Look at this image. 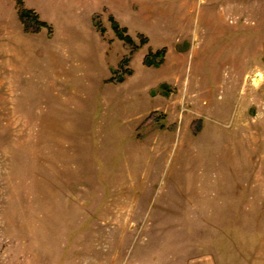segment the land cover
Returning <instances> with one entry per match:
<instances>
[{
    "label": "rangeland",
    "instance_id": "rangeland-1",
    "mask_svg": "<svg viewBox=\"0 0 264 264\" xmlns=\"http://www.w3.org/2000/svg\"><path fill=\"white\" fill-rule=\"evenodd\" d=\"M64 1L0 0V264H264V0Z\"/></svg>",
    "mask_w": 264,
    "mask_h": 264
},
{
    "label": "crops",
    "instance_id": "crops-1",
    "mask_svg": "<svg viewBox=\"0 0 264 264\" xmlns=\"http://www.w3.org/2000/svg\"><path fill=\"white\" fill-rule=\"evenodd\" d=\"M109 0H74L73 2L64 1L66 5L67 15L71 14L74 16L72 18H67L69 21L85 22L93 19L97 13L103 11L106 7H110ZM123 4V3H122ZM120 9L133 12L130 10V5H122Z\"/></svg>",
    "mask_w": 264,
    "mask_h": 264
},
{
    "label": "trees",
    "instance_id": "trees-1",
    "mask_svg": "<svg viewBox=\"0 0 264 264\" xmlns=\"http://www.w3.org/2000/svg\"><path fill=\"white\" fill-rule=\"evenodd\" d=\"M22 16L23 17H32L33 14H32V11H29V10H25V11H22ZM46 23H42L40 24V26H45ZM114 28L116 30H119V34L121 36H125L126 35V29L125 28H120L119 24L114 20ZM131 40V39H129ZM146 42V40L143 42V44ZM164 57H165V51H158L156 53H153V54H150L149 56H147L146 60H145V63L148 65V66H156V67H159L161 66V64L163 63L164 61ZM163 87H166V85H163Z\"/></svg>",
    "mask_w": 264,
    "mask_h": 264
},
{
    "label": "bare ground",
    "instance_id": "bare-ground-1",
    "mask_svg": "<svg viewBox=\"0 0 264 264\" xmlns=\"http://www.w3.org/2000/svg\"><path fill=\"white\" fill-rule=\"evenodd\" d=\"M261 76H262L261 73L257 74V75H256V79H255V81L258 82V81L260 80Z\"/></svg>",
    "mask_w": 264,
    "mask_h": 264
}]
</instances>
